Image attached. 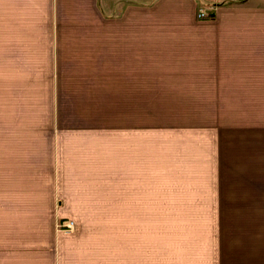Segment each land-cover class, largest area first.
Instances as JSON below:
<instances>
[{"label":"rangeland","instance_id":"obj_1","mask_svg":"<svg viewBox=\"0 0 264 264\" xmlns=\"http://www.w3.org/2000/svg\"><path fill=\"white\" fill-rule=\"evenodd\" d=\"M2 55L0 247L66 242L70 264H125L144 242L158 264L183 234L264 264V91L159 60L148 91H100L93 68L63 90L53 61Z\"/></svg>","mask_w":264,"mask_h":264},{"label":"crops","instance_id":"obj_2","mask_svg":"<svg viewBox=\"0 0 264 264\" xmlns=\"http://www.w3.org/2000/svg\"><path fill=\"white\" fill-rule=\"evenodd\" d=\"M206 1L0 0L1 58L53 61L63 90L66 75L93 68L100 91H148L151 61L159 60L182 76L221 73L239 91H264V0ZM200 7L212 17L198 18ZM182 235L172 250L159 248L158 264H226L224 244ZM46 246L19 254L0 247V264H70L66 242ZM246 257L238 264H256ZM125 264H151L150 245L128 242Z\"/></svg>","mask_w":264,"mask_h":264},{"label":"built area","instance_id":"obj_3","mask_svg":"<svg viewBox=\"0 0 264 264\" xmlns=\"http://www.w3.org/2000/svg\"><path fill=\"white\" fill-rule=\"evenodd\" d=\"M212 16V14L205 8L200 7L198 9V18H210Z\"/></svg>","mask_w":264,"mask_h":264}]
</instances>
